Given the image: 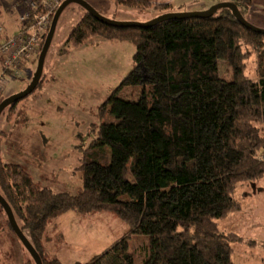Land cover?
Instances as JSON below:
<instances>
[{
  "label": "trees",
  "instance_id": "1",
  "mask_svg": "<svg viewBox=\"0 0 264 264\" xmlns=\"http://www.w3.org/2000/svg\"><path fill=\"white\" fill-rule=\"evenodd\" d=\"M117 2L139 9L150 5ZM234 2L244 16L240 5L246 10L250 0ZM84 11L68 41L77 46L97 38L130 41L136 68L97 108L96 135L80 146L76 192H56L21 163L0 158V193L20 228L28 230L43 264H63L43 255L49 220L69 210H109L125 221L127 233L77 264H236L232 242L243 236L221 232L217 220L240 209L234 196L239 184L264 175V34L245 26L228 7L148 27H116ZM33 21L21 23L20 32ZM253 53L257 80L245 73ZM220 64L231 70L230 80L221 75ZM2 68L3 78L9 77L5 72L21 77ZM44 80L42 74L37 88ZM4 89L0 85V93ZM20 102L1 114L10 118L15 112L25 121Z\"/></svg>",
  "mask_w": 264,
  "mask_h": 264
},
{
  "label": "rangeland",
  "instance_id": "2",
  "mask_svg": "<svg viewBox=\"0 0 264 264\" xmlns=\"http://www.w3.org/2000/svg\"><path fill=\"white\" fill-rule=\"evenodd\" d=\"M12 1L0 0V38L6 34L15 36L20 31L17 20L22 23L20 15L25 8L21 11L19 1L14 5ZM86 1L107 18L142 23L161 15L168 8L166 4L170 7V3L163 0H149L150 5L145 9L119 4L117 0ZM181 1L172 0L173 6L178 7ZM240 7L250 23L264 28V18L258 16L264 9L257 8L255 1L246 10L242 4ZM83 9L71 3L60 15L44 62L45 80L20 102L27 110L26 120H18L15 112L10 118L5 113L0 115V158L4 162L21 163L35 181L56 192L71 193L80 186L81 174L77 166L81 147L88 145L96 135L97 108L119 81L136 68L135 46L130 41L97 38L80 46L68 41L73 27L85 14ZM177 10L174 8L172 12ZM34 58L29 61L30 65L26 64L29 68H23L21 77L3 78L1 68L0 85L4 84L5 89L0 93V102L28 86L37 67V58ZM219 67L221 75L230 80L231 70L224 64ZM245 73L257 80L256 53L247 58ZM5 74L8 76L7 72ZM263 188L252 181L239 184L234 196L241 202L240 209L217 220L221 232L232 231L243 236V240L232 242L231 257L236 264H264ZM109 212L118 220L117 229L120 228L119 220L126 226L115 212ZM24 231L29 235L28 230ZM26 262H34V259L10 229L0 205V264ZM64 264L73 262L66 260Z\"/></svg>",
  "mask_w": 264,
  "mask_h": 264
},
{
  "label": "crops",
  "instance_id": "3",
  "mask_svg": "<svg viewBox=\"0 0 264 264\" xmlns=\"http://www.w3.org/2000/svg\"><path fill=\"white\" fill-rule=\"evenodd\" d=\"M17 1H19L21 8L23 9L25 6V0H13V5ZM200 1L201 0H183L178 2V7H175L173 6L172 0H163L162 2L170 3V7L164 9L163 13L174 11V8H178L177 11L203 10L208 8L211 4L223 0ZM252 1L257 3V8L264 9L263 2L260 0H250V3H252ZM255 14H257V9ZM18 16L19 15H17V17ZM258 16L264 18V13H261ZM17 22L21 31V24L19 20H17ZM20 31L18 33H20ZM6 36L8 35L6 34L2 38H5ZM1 64L2 61L0 57V71L2 68ZM30 64L31 63H29V65ZM140 69H142V67ZM140 73L144 78L147 77L144 68ZM252 182L257 186H264V175ZM78 188L74 192H76ZM117 221L115 214H112V212L109 211L96 210L83 213L71 210L62 213L48 222L43 238V255L46 258H58L63 264L66 260H70L73 264L88 261L94 255L102 252L114 241L127 233L128 228L121 220L118 222L120 228H116L115 223Z\"/></svg>",
  "mask_w": 264,
  "mask_h": 264
},
{
  "label": "water",
  "instance_id": "4",
  "mask_svg": "<svg viewBox=\"0 0 264 264\" xmlns=\"http://www.w3.org/2000/svg\"><path fill=\"white\" fill-rule=\"evenodd\" d=\"M70 3H76L80 5L82 8H84L88 13H90L96 20H98L101 23L116 26V27H148L156 22L165 20V19H170V18H186V17H203V16H210L214 14L218 9L223 8V7H228L231 10H233L236 14V16L239 18L241 23H243L245 26L256 30L262 34H264V28L254 25L250 23L241 13L239 10V7L237 3L234 1L230 0H223L216 2L212 5H210L208 8H205L203 10H193V11H178V12H164L161 15L147 21V22H136V21H119V20H114L105 17L102 15L97 9H95L89 2L86 0H62V2L59 4V6L56 8V10L53 13L49 29L45 35V39L43 42V45L41 47V50L38 54L37 58V67L34 72V75L28 84V86L22 90L21 92L12 94L10 96H7L0 102V115L3 112V110L12 104L13 102H17L21 100L24 97H27L30 93H32L38 86V83L41 79V76L43 74V68H44V62L45 58L49 49V46L51 44L58 20L60 15L62 14L63 10L70 4ZM0 205L2 206L4 212L7 215L8 222L10 226L12 227V230L20 240L21 244L24 245V247L27 249V251L30 253L32 258L35 261V264H43V259L40 255V253L35 249L25 232L20 228L16 217L13 213V210L8 203V201L3 197V195L0 193Z\"/></svg>",
  "mask_w": 264,
  "mask_h": 264
},
{
  "label": "built area",
  "instance_id": "5",
  "mask_svg": "<svg viewBox=\"0 0 264 264\" xmlns=\"http://www.w3.org/2000/svg\"><path fill=\"white\" fill-rule=\"evenodd\" d=\"M240 1V0H230ZM62 0H28L27 7L20 15L22 24H27L32 18L34 21L27 31L15 36H7L0 41V56L5 69L16 74H22L26 63L37 56L41 37L51 22L54 10ZM9 77L10 72L8 73Z\"/></svg>",
  "mask_w": 264,
  "mask_h": 264
},
{
  "label": "bare ground",
  "instance_id": "6",
  "mask_svg": "<svg viewBox=\"0 0 264 264\" xmlns=\"http://www.w3.org/2000/svg\"><path fill=\"white\" fill-rule=\"evenodd\" d=\"M119 217V216H118ZM126 227L128 228L127 224H126Z\"/></svg>",
  "mask_w": 264,
  "mask_h": 264
}]
</instances>
